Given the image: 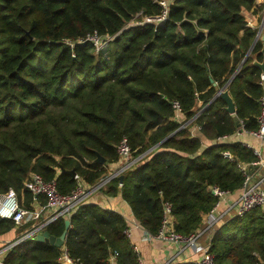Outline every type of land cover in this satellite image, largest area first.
I'll list each match as a JSON object with an SVG mask.
<instances>
[{"label": "trees", "instance_id": "1", "mask_svg": "<svg viewBox=\"0 0 264 264\" xmlns=\"http://www.w3.org/2000/svg\"><path fill=\"white\" fill-rule=\"evenodd\" d=\"M254 2L169 0L162 20L144 21L161 13L156 0H0V192L19 193L35 172L69 193L76 180L63 171L68 169L94 185L117 162L116 145L125 137L131 156H142L120 181L110 178L104 193L118 194L151 234L164 201L175 231L185 236L202 229L217 199L210 188L235 198L243 181L236 162L256 159L240 141L214 143L235 131L234 119L244 130L257 127L262 89L252 60H261L259 38L230 78L257 30L243 11H264V0ZM92 30L113 35L105 55L95 54L89 41H77ZM228 79L233 114L220 97L210 101ZM193 125L200 136L191 135ZM96 154L103 163L94 162ZM63 226L59 217L46 230L59 236ZM126 226L119 212L87 201L70 214L63 245L81 264H109L114 253L115 264H138ZM22 228L0 218V235L10 231L15 237ZM208 242L212 264H264L260 208L224 216ZM60 251L26 238L10 246L2 261L60 264Z\"/></svg>", "mask_w": 264, "mask_h": 264}, {"label": "built area", "instance_id": "2", "mask_svg": "<svg viewBox=\"0 0 264 264\" xmlns=\"http://www.w3.org/2000/svg\"><path fill=\"white\" fill-rule=\"evenodd\" d=\"M161 5V13L156 17H143L144 21L162 20L167 13V4L169 0H156ZM138 21L131 20L130 23ZM113 35H101L96 30H92L85 34L78 42L89 41L93 46L95 54L105 55L110 40ZM258 85L262 89V93L258 98L259 113L256 117L257 127L255 130H244L241 121L238 120L239 126L231 134H222L215 138L214 143L220 141H240L247 147L252 149L256 155V159L249 162L237 161L236 167L243 177L242 185L239 192L231 202L224 207H219L222 201L231 195L227 190L219 189L212 186L210 189L212 194L217 197L212 208L204 215V227L198 231L188 235H181L174 230L173 218L170 212V204L164 201L162 206V216L160 225L154 234L147 232L137 222L128 221L123 233L129 238L132 226L142 229V238L145 241H158L163 244L170 245L172 251L161 264H174L181 261H193L195 264H212V256L208 252V238L212 228L226 215L230 213L241 215L244 211L258 206L264 216V155L261 150L262 144L255 146L249 141L244 140L245 136L255 138L262 142L264 138V73L260 72L257 80ZM178 115V104L172 102ZM188 122L182 124L186 125ZM198 129V126H196ZM118 160L114 163V168L109 171L110 178L115 177L132 165L142 155L132 157L129 146L125 137H122L116 145ZM222 155L228 160H232V155L227 151H222ZM76 180V185L69 193H59L56 190L55 181L53 179L44 180L42 176L35 172H30L23 181L22 187L17 193L14 189L8 188L6 191L0 192V218L11 220L15 226H24L22 230L10 241H7L0 247V264H5L2 257L5 251L15 243L32 238L38 231L46 229L47 225L61 217L69 219L71 213L84 202L89 201L91 194L95 190H103L107 181L104 179L96 182L94 185L84 182L76 173L72 176ZM121 182H118L120 185ZM24 192H28L32 198L25 200ZM204 237V241L200 238ZM61 251L58 256L60 264H81L79 261L71 258L64 245H60ZM133 250L138 254L135 246ZM186 256L178 259L184 253ZM109 264H115V253L109 255ZM138 264H145L143 258L138 254Z\"/></svg>", "mask_w": 264, "mask_h": 264}, {"label": "crops", "instance_id": "3", "mask_svg": "<svg viewBox=\"0 0 264 264\" xmlns=\"http://www.w3.org/2000/svg\"><path fill=\"white\" fill-rule=\"evenodd\" d=\"M255 1H257L256 4H260L263 0H255ZM263 12H262V15H263ZM243 14L245 16V19L247 21L248 26H250V27H255V26L258 27L259 26L261 18H262V15L260 16L259 11H257L256 13H252L251 11H243ZM261 34L262 33L260 30L259 35H261ZM189 130H190L191 135L200 136L198 129L195 125L191 126L189 128ZM243 139L246 141H249L251 144H253L255 146H259L262 144L261 150L264 149V138H263L261 143L259 140L252 138V137H248V136H245ZM204 140L205 139L203 137L202 141H203V144L205 145L208 142H206ZM263 155H264V152H263ZM113 168H114V164H109L107 166V175H108V173H110L109 171H111ZM233 196L234 195L231 193V195H229L227 198H225L222 201V203L219 205V207L220 208L224 207L226 204L231 202L233 199ZM89 201L95 202L102 207L113 209V210L119 212L124 217V219L127 223H131L128 221H134L135 220L131 211H130L129 206L121 199V197L118 194L114 195V196H110V195L105 194L103 190H98V192L93 193L90 196ZM142 236H143L142 235V229L140 227H137V226L131 227L129 241L131 242V244L133 246L136 247L140 257L143 258V254L144 255L146 254V256L148 257V263H146V264H161L168 257L170 252L172 251V247L170 245L163 244V243L155 241V240H152L149 242L145 241L142 238ZM13 237H14V235L11 234L10 231L0 235V247L3 245V243L10 241ZM200 240L204 241V237H201ZM187 254H188L187 252L184 253L183 255L179 256L178 259H181L182 257L186 256Z\"/></svg>", "mask_w": 264, "mask_h": 264}, {"label": "water", "instance_id": "4", "mask_svg": "<svg viewBox=\"0 0 264 264\" xmlns=\"http://www.w3.org/2000/svg\"><path fill=\"white\" fill-rule=\"evenodd\" d=\"M263 24H264V12H263L260 24L257 27L256 34H255V36H254V38L252 40V43H251L250 47L246 51L245 55L243 56L242 60L238 64L237 68L231 74L230 78L235 74V72L237 71L239 66L245 60L246 56L248 55L250 49L252 48V46H253V44H254V42H255V40L257 38H259L261 40V42H262L261 43V48H260L261 60L258 61L257 59H253L252 60V64L255 65L256 67H258L260 72L264 73V34L262 33L261 35H259V32H260ZM229 79L221 87L217 88V90L215 91V93H214L213 97L210 99V101L212 99H214L215 97H220L225 103V105L223 107L224 110L226 112H228L229 114H233L234 113L233 100H232L231 96L229 95L228 90L226 89V85H227ZM212 84L215 85V82H212ZM234 121H235L236 127H238L239 126L238 120L234 119ZM152 148L153 147H149L145 152L151 150ZM94 162L103 163L104 162V158L102 156H100L99 154H96ZM61 170H63V169H61ZM63 171L68 173L70 176H73L74 173H75L73 169H68V170H63ZM117 177H118V180L120 181L121 180V174L117 175ZM108 179H110V174L107 175L104 178L105 181H107ZM211 193H212V191H211ZM68 225H69V219H64L63 230H62V232L60 233L59 236L51 235L46 229H43V230L38 231V233H36L34 236H32V238L36 239V240H39V241H46V242H48L50 244H53V245H56V246H60V245L63 244Z\"/></svg>", "mask_w": 264, "mask_h": 264}, {"label": "rangeland", "instance_id": "5", "mask_svg": "<svg viewBox=\"0 0 264 264\" xmlns=\"http://www.w3.org/2000/svg\"><path fill=\"white\" fill-rule=\"evenodd\" d=\"M254 3L256 4L257 1H255ZM258 3H259V2H258ZM262 12H263V9H260V10H259V14H260V16L262 15ZM135 20H136V19H135ZM262 151L264 152V149H263ZM98 182H99V181H98ZM96 192H98V191L95 190L93 193H96ZM93 193H92V194H93ZM92 194H91V195H92ZM143 262H144L145 264L148 263V257L146 256V254H145V255L143 254Z\"/></svg>", "mask_w": 264, "mask_h": 264}]
</instances>
